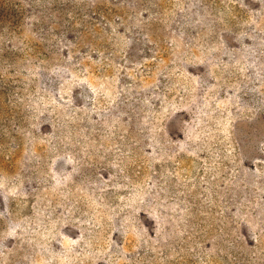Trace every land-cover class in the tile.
I'll list each match as a JSON object with an SVG mask.
<instances>
[{"label": "rangeland", "instance_id": "374dc122", "mask_svg": "<svg viewBox=\"0 0 264 264\" xmlns=\"http://www.w3.org/2000/svg\"><path fill=\"white\" fill-rule=\"evenodd\" d=\"M0 264H264V0H0Z\"/></svg>", "mask_w": 264, "mask_h": 264}]
</instances>
